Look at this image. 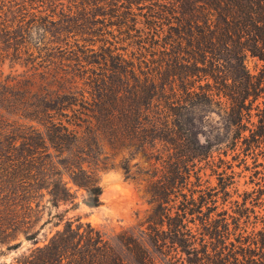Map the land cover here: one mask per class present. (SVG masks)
I'll return each mask as SVG.
<instances>
[{
	"label": "trees",
	"instance_id": "16d2710c",
	"mask_svg": "<svg viewBox=\"0 0 264 264\" xmlns=\"http://www.w3.org/2000/svg\"><path fill=\"white\" fill-rule=\"evenodd\" d=\"M70 35L82 44L68 46ZM0 42L44 73L35 88L34 73L0 76V244L17 246L19 233L36 243L45 196L76 206L74 186L100 205L97 171L121 151L118 167L146 181L152 204L138 236H117L131 264H264L263 191L233 199L221 158L264 143V0H0ZM198 106L223 115L227 149L195 140ZM138 155L146 168L131 166ZM21 264L129 263L77 218Z\"/></svg>",
	"mask_w": 264,
	"mask_h": 264
},
{
	"label": "rangeland",
	"instance_id": "374dc122",
	"mask_svg": "<svg viewBox=\"0 0 264 264\" xmlns=\"http://www.w3.org/2000/svg\"><path fill=\"white\" fill-rule=\"evenodd\" d=\"M147 4V3H146ZM32 7L31 12L38 13L42 9L40 3L36 5H29ZM146 9H143L145 11ZM136 12H139L136 10ZM56 16H54V19ZM35 30V29H34ZM116 33V32H115ZM47 36V35H46ZM51 37L42 39L40 35H32L31 41L36 43L37 41L48 42ZM78 36H69L67 43L68 46L81 45L82 41ZM107 41H116V47H127L126 52L131 53V47L127 46L126 42H119L115 38L108 36ZM102 42H95L94 47L97 49ZM54 46V44L52 45ZM136 50V48H134ZM122 51V50H118ZM54 52V51H53ZM13 51L6 50L4 45L0 42V73L1 79L7 77L16 80H24V78L30 77L33 70H29L32 65L20 64L19 60L11 58ZM55 56L60 55V52H54ZM24 58V57H22ZM45 59L37 58L35 62H43ZM247 68L251 73H257L262 62L255 57L248 56L246 58ZM26 65V66H25ZM99 67L97 68V71ZM35 86L41 83L40 74L42 73L41 67L35 71ZM16 78V79H15ZM50 77L47 76V79ZM213 112L208 111L205 107H195L189 114V129L193 134L195 140L202 145H210L212 149L220 147L221 150L227 149L226 143V130L225 121L223 115L216 113V109L212 108ZM218 112V111H217ZM10 121L14 120L13 116H9ZM256 121V118H254ZM31 123V122H28ZM217 145V146H216ZM245 153V154H244ZM241 152L240 149L231 150L227 149L226 155H221V158L230 165L227 169L228 174H233L236 182L235 187L240 193V197L237 194H233L234 188L230 189L232 198L241 199L243 192H250L252 190L260 189L263 191L262 198H264V143L260 146L253 148L247 152ZM124 156L123 152H115L111 162L113 168L108 170H98L97 178L98 183L102 188L100 195V205L91 207L85 202V192L82 189H77L72 186V191L75 193L74 202L77 203L73 206L72 203H59L54 206L51 202L46 201V196L43 202H45L41 218L36 226L39 231L36 235L35 242L28 240L24 235L19 233L15 241H11L10 245L14 242H19L15 247H8L7 244H0V264H21L22 257L27 255L31 249L36 246H42L48 242L50 237L60 230L66 220H76L79 218L81 222H89L90 225L97 230L104 239L121 254L131 264L127 253L119 245L117 236L125 231H131L135 235H139L140 231L145 227L144 221L151 212L152 204L148 202V195L145 192L146 181L140 176H136L134 179L126 178L122 169L118 167L120 159ZM215 156L217 154L215 153ZM215 161H218L217 157ZM139 162V168H146L147 163L136 156L131 159V166L133 163ZM135 171V167H131V172ZM210 173L207 169V174ZM213 184L216 182V178L211 177ZM220 206V205H219ZM78 221H74L75 225ZM162 264H173V261H164ZM178 264V263H177Z\"/></svg>",
	"mask_w": 264,
	"mask_h": 264
}]
</instances>
